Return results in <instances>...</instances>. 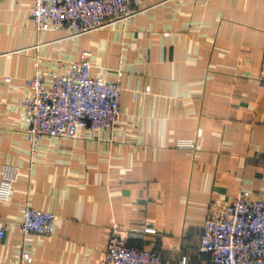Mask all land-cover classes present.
Instances as JSON below:
<instances>
[{
    "label": "crops",
    "instance_id": "0c3cea01",
    "mask_svg": "<svg viewBox=\"0 0 264 264\" xmlns=\"http://www.w3.org/2000/svg\"><path fill=\"white\" fill-rule=\"evenodd\" d=\"M32 6L0 0V169L18 167L0 199V261L25 250L30 264H102L116 225L163 264H212L198 250L210 206L264 192V0H138L126 19L79 35L36 30ZM84 51L92 76L120 74L119 120L43 136L31 163L28 82ZM26 203L55 214L52 234H22Z\"/></svg>",
    "mask_w": 264,
    "mask_h": 264
},
{
    "label": "built area",
    "instance_id": "2783aa9c",
    "mask_svg": "<svg viewBox=\"0 0 264 264\" xmlns=\"http://www.w3.org/2000/svg\"><path fill=\"white\" fill-rule=\"evenodd\" d=\"M138 0H33L31 19L34 28L67 30L71 35L88 33L134 13ZM90 52L78 60L62 65L61 72L37 69L28 85L31 96L19 102L29 118L27 140L30 160L34 162L40 139L47 137L76 138L81 127L92 130L112 129L120 116L123 90L120 74L115 80L91 74ZM145 92L149 87H145ZM176 146L187 150L195 147L194 139H178ZM18 167L3 164L0 169V199L10 198L17 180ZM20 231L26 235H50L55 228L53 212L21 206ZM8 224L0 220V241ZM144 232L155 228L146 225ZM198 250L208 254L212 264H264V192L252 195L241 189L234 199L219 206H210L206 213ZM28 251L0 264H30ZM102 264H163L158 252L143 246L129 245L115 225L110 230ZM181 264H187L182 262Z\"/></svg>",
    "mask_w": 264,
    "mask_h": 264
}]
</instances>
